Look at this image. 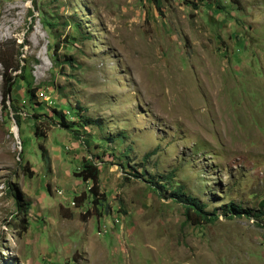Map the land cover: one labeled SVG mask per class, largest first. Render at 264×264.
Masks as SVG:
<instances>
[{"label":"rangeland","instance_id":"374dc122","mask_svg":"<svg viewBox=\"0 0 264 264\" xmlns=\"http://www.w3.org/2000/svg\"><path fill=\"white\" fill-rule=\"evenodd\" d=\"M0 51L27 69L19 128L0 65V264H264V219L229 210L264 200V0H0Z\"/></svg>","mask_w":264,"mask_h":264},{"label":"trees","instance_id":"16d2710c","mask_svg":"<svg viewBox=\"0 0 264 264\" xmlns=\"http://www.w3.org/2000/svg\"><path fill=\"white\" fill-rule=\"evenodd\" d=\"M223 10L220 6L217 7L216 13H220L219 11ZM20 47V46H19ZM56 48V47H55ZM57 49V48H56ZM3 51H0L2 55ZM12 54L9 58V60L2 59L0 60V65L4 69V87L3 91L1 92L2 97V109L5 112H12L13 113V119L16 122V125L21 128V117H19L22 114V109L19 107V104L17 102V97L15 96V89L18 85V83H27L26 78V66L22 65V61L20 59L21 55ZM68 65H73L72 60L67 61ZM25 93L30 101H33L36 98L37 90L30 88L28 85L25 86ZM57 116L61 120V125L63 128L71 129V126L67 124L66 117L61 113H57ZM37 117V116H35ZM35 119H38L35 118ZM85 122L90 124L93 123L92 120H89L88 118L85 119ZM93 124L100 125L99 122L96 120ZM74 136H77L76 132L74 133V130L72 131ZM42 158L43 161L46 163V170L50 169L51 163L50 158L48 156L47 151L42 148ZM25 172L28 174V176H32V173L27 171L25 168ZM77 178L81 179L84 183H91V187L89 188L90 195L93 198L92 206L93 209H98L102 204L106 203V196L99 195L100 188H99V169L98 167L90 160H85L83 162V167L80 170V172L77 174ZM170 179V178H168ZM172 198H174L177 203H180L184 205L185 210V219L187 225H193V226H203V225H210L215 223V221L218 219V216L216 214H211L206 211V206L204 204H201L198 200L187 196V194L184 193V189L178 188L174 192H171ZM77 202L83 204L85 201L84 196H80L76 199ZM20 208V207H19ZM230 213L232 215L237 216H246V217H253L254 219L258 221H262L264 219V200L261 201L259 204L258 210H243L239 206H235L231 204L229 206ZM254 211V212H253Z\"/></svg>","mask_w":264,"mask_h":264}]
</instances>
